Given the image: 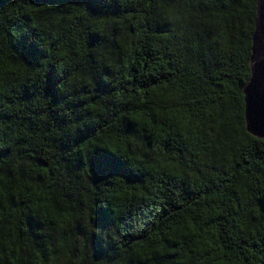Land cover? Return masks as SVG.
<instances>
[{
    "label": "trees",
    "instance_id": "obj_1",
    "mask_svg": "<svg viewBox=\"0 0 264 264\" xmlns=\"http://www.w3.org/2000/svg\"><path fill=\"white\" fill-rule=\"evenodd\" d=\"M256 1L0 0V264H264Z\"/></svg>",
    "mask_w": 264,
    "mask_h": 264
},
{
    "label": "water",
    "instance_id": "obj_2",
    "mask_svg": "<svg viewBox=\"0 0 264 264\" xmlns=\"http://www.w3.org/2000/svg\"><path fill=\"white\" fill-rule=\"evenodd\" d=\"M251 36L250 77L244 86V122L246 132L264 141V0L256 1Z\"/></svg>",
    "mask_w": 264,
    "mask_h": 264
}]
</instances>
